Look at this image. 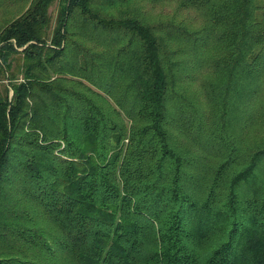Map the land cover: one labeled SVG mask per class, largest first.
Returning <instances> with one entry per match:
<instances>
[{
  "label": "trees",
  "instance_id": "1",
  "mask_svg": "<svg viewBox=\"0 0 264 264\" xmlns=\"http://www.w3.org/2000/svg\"><path fill=\"white\" fill-rule=\"evenodd\" d=\"M0 264H264V0H0Z\"/></svg>",
  "mask_w": 264,
  "mask_h": 264
},
{
  "label": "rangeland",
  "instance_id": "2",
  "mask_svg": "<svg viewBox=\"0 0 264 264\" xmlns=\"http://www.w3.org/2000/svg\"><path fill=\"white\" fill-rule=\"evenodd\" d=\"M13 9L17 8L13 7ZM146 9L154 18L174 16L177 20L186 21L195 27L201 23V19L195 11L191 9H178L175 2L163 1L154 5H148ZM56 10L57 2H55L50 8V11H52L53 14L56 13Z\"/></svg>",
  "mask_w": 264,
  "mask_h": 264
}]
</instances>
